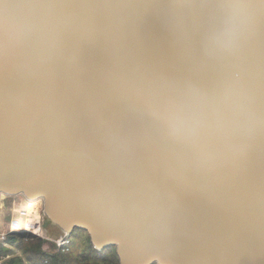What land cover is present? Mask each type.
<instances>
[{"label":"water","instance_id":"95a60500","mask_svg":"<svg viewBox=\"0 0 264 264\" xmlns=\"http://www.w3.org/2000/svg\"><path fill=\"white\" fill-rule=\"evenodd\" d=\"M19 197L50 252L79 230L120 264H264V0H0Z\"/></svg>","mask_w":264,"mask_h":264},{"label":"trees","instance_id":"16d2710c","mask_svg":"<svg viewBox=\"0 0 264 264\" xmlns=\"http://www.w3.org/2000/svg\"><path fill=\"white\" fill-rule=\"evenodd\" d=\"M49 224L48 221L45 222L46 229H49ZM60 235L61 232L59 234L49 232L52 238ZM7 243L11 244V249L0 245V264H120L116 248L111 247L99 252L94 249L89 236L79 230L71 236L67 253L46 252L41 237L27 236L23 233L10 235ZM75 243H80V248H76Z\"/></svg>","mask_w":264,"mask_h":264},{"label":"rangeland","instance_id":"374dc122","mask_svg":"<svg viewBox=\"0 0 264 264\" xmlns=\"http://www.w3.org/2000/svg\"><path fill=\"white\" fill-rule=\"evenodd\" d=\"M18 199L13 198H3L0 202V245L5 246L11 249V244L7 243V238L12 234L24 233L26 234L27 228H32V233L29 235L40 237V224L43 216V206L41 202H31L23 200L17 209L13 212L10 205L13 202H16ZM3 220V221H2ZM31 225V226H30ZM36 225V229L34 227ZM28 234V233H27ZM28 236V235H27ZM42 238V237H41ZM76 248H80V243H75ZM14 247H12L13 249ZM49 253H59L61 252V247H56L54 252H50L44 249ZM74 250H77L74 248ZM63 252V251H62ZM15 253L20 255L19 252ZM65 253V252H64ZM25 262L27 263L26 259Z\"/></svg>","mask_w":264,"mask_h":264},{"label":"built area","instance_id":"2783aa9c","mask_svg":"<svg viewBox=\"0 0 264 264\" xmlns=\"http://www.w3.org/2000/svg\"><path fill=\"white\" fill-rule=\"evenodd\" d=\"M31 226V225H30ZM34 227V225H33ZM36 229V225L34 227V230ZM40 230V229H39ZM26 232L28 234L32 233V228H27ZM34 234V233H32ZM35 235V234H34ZM58 246L61 247V251L67 253L69 251L70 246V238L67 235H64L63 238L58 242Z\"/></svg>","mask_w":264,"mask_h":264},{"label":"bare ground","instance_id":"6f19581e","mask_svg":"<svg viewBox=\"0 0 264 264\" xmlns=\"http://www.w3.org/2000/svg\"><path fill=\"white\" fill-rule=\"evenodd\" d=\"M19 198H20L19 200H17L16 202H13V203L10 205V207H11L12 210H13V212L15 211V209L18 208V206L20 205L21 201H23L21 197H19ZM17 199H18V198H17ZM31 202H32V201H28L29 204H30ZM33 202H35V201H33ZM2 221H3V220H2Z\"/></svg>","mask_w":264,"mask_h":264},{"label":"flooded vegetation","instance_id":"af4514ba","mask_svg":"<svg viewBox=\"0 0 264 264\" xmlns=\"http://www.w3.org/2000/svg\"><path fill=\"white\" fill-rule=\"evenodd\" d=\"M46 222V221H45ZM50 225V224H49ZM50 227L52 228V229H54V227L52 226V225H50ZM43 240H44V238H42Z\"/></svg>","mask_w":264,"mask_h":264}]
</instances>
